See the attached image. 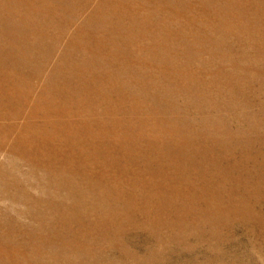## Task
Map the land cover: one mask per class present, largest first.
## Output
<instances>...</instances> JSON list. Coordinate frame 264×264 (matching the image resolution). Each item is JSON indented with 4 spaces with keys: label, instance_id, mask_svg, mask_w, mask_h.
<instances>
[{
    "label": "rangeland",
    "instance_id": "374dc122",
    "mask_svg": "<svg viewBox=\"0 0 264 264\" xmlns=\"http://www.w3.org/2000/svg\"><path fill=\"white\" fill-rule=\"evenodd\" d=\"M0 264H264V0H0Z\"/></svg>",
    "mask_w": 264,
    "mask_h": 264
}]
</instances>
